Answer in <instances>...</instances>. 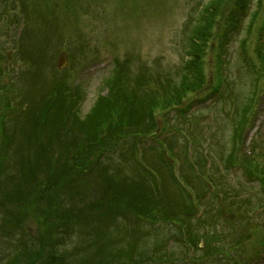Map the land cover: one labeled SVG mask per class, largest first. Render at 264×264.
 I'll list each match as a JSON object with an SVG mask.
<instances>
[{
    "label": "rangeland",
    "instance_id": "rangeland-1",
    "mask_svg": "<svg viewBox=\"0 0 264 264\" xmlns=\"http://www.w3.org/2000/svg\"><path fill=\"white\" fill-rule=\"evenodd\" d=\"M0 1H2L0 2V165L4 157L9 154L15 160L22 161L24 153L35 151L47 159L49 167L60 164L62 169L59 175L54 174L53 190L47 198L46 208L38 205L27 206L20 216L14 219V224L6 229V232L11 233L17 225L28 228L33 236L32 245L20 247L16 255L18 258L29 259L30 264H62L60 259L80 251L85 252L80 264H111L114 259L113 233L107 234L101 225L99 226V218L91 213L88 214L85 208L76 206L70 208L65 205L70 202L69 196L74 191L72 181L77 175L70 174L69 157L50 153L51 148L59 146L63 139L62 134L70 133V127H66L67 123H63L62 120L65 118L74 120L76 116H81L83 122L73 127L85 135L88 132L95 134L103 122L100 113L106 112L105 107L110 105L107 102H113L116 105L120 103L119 107L124 105L125 112L121 116V127L126 123L128 129L134 130L141 118L154 114L170 91L181 87L184 90L179 95V99L182 100L186 96L184 100L188 98L187 102L192 98H203L206 94L217 90L222 93L228 87H232L235 89L232 94L239 98L241 107L244 108L249 100L247 97H250L252 92L255 91L258 95L259 88L264 91V61L253 53L249 54L254 60L252 63L245 61L246 54L243 59L235 60L233 52L232 61H236L232 68L234 82L230 77L223 79L221 76H216L214 70L218 63L213 58L224 42L223 33L227 24L225 21L232 9L229 0L225 5L224 0H140L145 12L140 11L137 0ZM5 1L15 2L14 11L6 9ZM198 6H201L200 13L197 10L191 12ZM206 8H218L220 11L212 29L209 32L205 31L211 38L205 49L203 61H200L193 50L186 48L185 32L181 29L189 18L198 20L202 29L204 16L208 17L213 10L205 11ZM69 9H74L73 12L76 13L66 15ZM21 12L23 17L20 15ZM115 14L120 28L112 30ZM71 16L74 18L69 19ZM145 19H147L146 23ZM24 22L26 30L22 34L21 27ZM65 24L71 27L72 33L73 30L76 32L82 30L86 33L76 46H72L71 64L77 66L76 62L82 55L96 50L94 47L98 45V56L101 60L108 57L105 53L107 51L116 58L117 64L123 66V74L117 76L120 82L114 88L105 85L103 80L111 74L110 71L103 74L98 72L91 77L84 74L80 80H77L78 70L72 67L71 70L58 72L55 65L57 58H55L48 64L52 73L56 75L55 82L52 83L47 71L39 70L40 66L23 58V50L28 43L32 48H43L41 52H46L47 48L44 46L50 36L53 41H59V45L66 49V43L70 44L68 34L66 30L59 31V28L64 27ZM27 30L28 36H25ZM190 34L188 32L186 36ZM152 35L154 36L144 43ZM143 36L146 38L142 39ZM126 37L132 39L127 40ZM234 37H243L241 28H236ZM135 38L139 41H135ZM88 49L90 51H87ZM36 55L37 53L34 58ZM128 79L134 82L129 85ZM191 91L192 93H189ZM68 93L74 94L76 100L72 108H80L79 113L73 114L67 106ZM57 95L61 97L63 103L58 100ZM258 102L263 106L264 98H260ZM220 104L221 106L214 113L208 112L199 116L200 120L193 121L189 125L185 121L170 119L171 127L184 129L187 133L188 137L179 138L180 148L166 132L164 139H159L163 141L166 151L172 158L175 151H178V156L181 154L183 160L187 158L195 162L203 155L202 153L205 156L207 153V159L213 163L223 155L224 160L218 162L217 168L211 175L213 185L208 184L207 177L206 182H201L198 177L194 187L206 198L211 196V192L215 194L219 192L228 201L230 200L232 203L229 205L234 212L232 217L234 224L228 230L234 231L235 237L246 238L247 230L251 226H242L243 220L248 225L254 223V220L258 223L264 221V213L262 218L257 215L259 211L262 212L264 206V167L257 165L260 161L254 162L255 154L264 158V136L257 135L252 145V154H249L247 139L252 126L250 106L243 112L244 115L248 114L246 119L244 121L242 119L239 125L235 124L232 127L228 114L232 112L236 100L227 96ZM101 108H105L104 111L100 112ZM164 112L160 109L154 116L165 122ZM170 133L172 131L169 130L168 134ZM186 141H192L193 145L190 142L186 145ZM143 143L142 141L141 144ZM171 144L174 151L169 150ZM134 149L135 143L130 139L121 149L118 146L112 149V159L115 158L116 162H119L122 156L133 157ZM228 153L231 155L229 156ZM196 154L198 156H195ZM62 158L63 160L59 162ZM153 158L154 155L151 159ZM137 160L140 161L138 152ZM121 165L128 173L127 164ZM186 165H188L187 161L183 167ZM255 166L260 167V170L255 172ZM234 167H238V170H234ZM250 177L257 179V182L249 186L247 181ZM251 186L254 187L257 195L249 199L243 191L249 190L248 193H251ZM141 188L139 182L132 184L127 182V187L122 188L126 196L124 200L135 198ZM168 188L172 189V187ZM4 200L11 203L5 193L0 197V201ZM257 200H260L262 208L252 210ZM188 204L192 205L189 195L178 194L175 197H164L157 201V208L142 213L138 211L139 202L134 201L132 204L134 213L125 212L120 218L121 223L126 225L132 236L118 237L120 243L117 250L123 252L126 249L130 256L135 251L138 257L145 259L148 245L158 247L167 245L168 240L171 241L175 237L174 233L180 231L177 225L179 221H188L195 215L194 211L187 214L182 212V207ZM249 208L251 213L247 215ZM135 213L143 214L144 217H138ZM157 219L173 220L175 225L170 227L159 225ZM216 229L220 230V227L217 226ZM183 240L185 241L184 236ZM262 241L264 242V239ZM201 244L203 246L202 240ZM177 246L182 249L180 240ZM257 246V237L246 242L245 255L249 264H257V261L261 264V260L255 259L254 255ZM263 247L264 245L262 247L259 245L256 255H259L258 251ZM151 252L155 255L159 254L157 250ZM203 252L208 254V247L199 251L196 262H204L202 260L206 257L200 258ZM187 254L191 264H196L194 252L189 250ZM168 255L177 257L175 252ZM237 258V250H233L225 261L233 263Z\"/></svg>",
    "mask_w": 264,
    "mask_h": 264
}]
</instances>
